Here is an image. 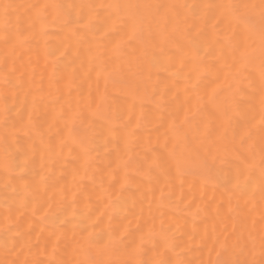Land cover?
I'll return each mask as SVG.
<instances>
[{"label": "bare ground", "instance_id": "1", "mask_svg": "<svg viewBox=\"0 0 264 264\" xmlns=\"http://www.w3.org/2000/svg\"><path fill=\"white\" fill-rule=\"evenodd\" d=\"M228 2L0 0V260L76 264L105 246L127 264L264 260L258 195L225 187L264 166L258 72L229 43L245 33ZM129 63L141 75L115 82ZM177 131L215 143L207 167L176 175ZM161 166L171 199L144 179Z\"/></svg>", "mask_w": 264, "mask_h": 264}, {"label": "clouds", "instance_id": "2", "mask_svg": "<svg viewBox=\"0 0 264 264\" xmlns=\"http://www.w3.org/2000/svg\"><path fill=\"white\" fill-rule=\"evenodd\" d=\"M139 7V6H135ZM224 17L229 22H236L243 25L245 35L243 38L232 37L229 40L230 45L234 52L239 53L238 62L243 65L244 68H255L258 72L259 79V116L262 123H264V107H262L261 97L264 96V0H252L250 3H234L229 0L228 3L223 5ZM137 24L139 25L140 18L137 17ZM110 75L115 82H119L121 78L128 81H134L137 79L141 72L134 67L131 63L127 67L114 68L111 70ZM242 75V73H241ZM233 83H238V77H232ZM215 143H208L202 141L196 145H189L180 136L179 132L173 136L171 155L175 161L176 175H182L186 171L192 169H199L201 167H207L208 155H210ZM249 154L256 152L257 147L255 143H251L246 149ZM202 152L204 153L202 155ZM259 153L262 164H264V137H261L259 141ZM219 158V153L217 157ZM144 179L151 185H159L163 181L164 187L159 190L162 197L171 199L172 192L169 190L165 193L164 188L168 187L173 179L172 173L169 169L161 166L155 173L147 172L143 174ZM239 181V182H237ZM226 190L229 192L248 193L252 197L258 195L259 204L264 207V166L260 168L259 181H250L247 177L241 179L240 177L235 180L225 181ZM149 191H154L149 189ZM150 204L152 202H149ZM164 200L160 199L155 201V205L159 206L163 204ZM143 211V208L141 209ZM149 219L154 222L155 217L152 215V208H149ZM109 247L105 246L96 250L95 255L88 249H84V258L78 260L76 264H127V262L110 258L107 253ZM260 254L264 256V244H262ZM0 264H5V261L0 260ZM221 264V262H217ZM222 264H264V260L246 261L235 259L232 261H225Z\"/></svg>", "mask_w": 264, "mask_h": 264}, {"label": "snow or ice", "instance_id": "3", "mask_svg": "<svg viewBox=\"0 0 264 264\" xmlns=\"http://www.w3.org/2000/svg\"><path fill=\"white\" fill-rule=\"evenodd\" d=\"M104 5H101V7H103ZM110 7H120L119 5H113ZM137 32V26H136V22L135 20H133V24H132V33L133 35H135ZM132 37L130 36L129 39H131ZM119 49V45H117V51ZM261 101H262V107H264V96L261 97ZM29 122H31V120L29 119ZM25 164L27 163V161L24 162ZM41 167H43V165H41ZM24 169L21 168V171H23ZM144 174H147V172H145ZM44 177L43 176H39V180L43 181ZM239 182V181H237ZM125 183H127V180H125ZM123 187V185H122ZM25 190L28 191L29 190V186H25ZM44 208V203L42 201H37V211L41 210ZM89 237H92V234L89 233Z\"/></svg>", "mask_w": 264, "mask_h": 264}]
</instances>
